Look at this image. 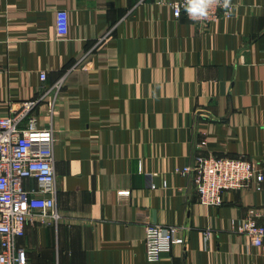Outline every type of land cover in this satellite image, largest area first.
<instances>
[{"label": "crops", "instance_id": "0c3cea01", "mask_svg": "<svg viewBox=\"0 0 264 264\" xmlns=\"http://www.w3.org/2000/svg\"><path fill=\"white\" fill-rule=\"evenodd\" d=\"M174 1L0 0V117L91 52L52 122L36 112L56 132L61 220L26 225L27 264H264V246L231 232L264 199L254 184L213 208L180 174L199 155L264 159V0H229L211 25L175 19ZM149 223L186 227V244L148 262Z\"/></svg>", "mask_w": 264, "mask_h": 264}, {"label": "built area", "instance_id": "2783aa9c", "mask_svg": "<svg viewBox=\"0 0 264 264\" xmlns=\"http://www.w3.org/2000/svg\"><path fill=\"white\" fill-rule=\"evenodd\" d=\"M169 6L175 19L185 17L190 22L204 25L231 18L235 10L233 4L228 2L225 7L224 0H217L206 9L205 17L192 19L188 12V0L169 2ZM56 31L58 38L67 37V11L57 12ZM90 53L51 84L47 82L46 72H42L38 97L22 103L11 114L0 117V264H27L26 252L18 246V239L25 236L28 223L40 220L58 224L61 220L57 207L54 158L56 132L52 124L49 127L41 126L36 112L39 107L45 106L52 122L69 74L80 68ZM82 68L86 69V66ZM180 174H193L198 200L206 207L219 208L227 193L251 184H254L257 193L264 196V159L253 162L244 156L199 155L192 165L180 170ZM29 180L35 185L28 189L26 182ZM185 231L184 226L147 224L146 260L157 263L164 253L171 252L176 245H185ZM231 232L244 237L249 250L264 246V199L246 217L233 220ZM210 237L211 230H205L206 241Z\"/></svg>", "mask_w": 264, "mask_h": 264}, {"label": "clouds", "instance_id": "9594fccd", "mask_svg": "<svg viewBox=\"0 0 264 264\" xmlns=\"http://www.w3.org/2000/svg\"><path fill=\"white\" fill-rule=\"evenodd\" d=\"M217 0H188V12L192 19L202 18L207 15L206 9ZM229 0H224V6H228Z\"/></svg>", "mask_w": 264, "mask_h": 264}]
</instances>
